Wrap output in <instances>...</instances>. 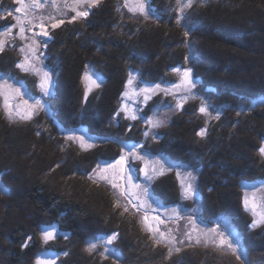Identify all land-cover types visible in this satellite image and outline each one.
Segmentation results:
<instances>
[{
    "label": "trees",
    "instance_id": "1",
    "mask_svg": "<svg viewBox=\"0 0 264 264\" xmlns=\"http://www.w3.org/2000/svg\"><path fill=\"white\" fill-rule=\"evenodd\" d=\"M150 2L159 19L124 16L116 10L117 0H107L86 19L65 22L52 32L47 54L56 76L48 116L55 134L10 120L0 101V188L7 192L0 190V250L9 253L7 264H25L29 256L34 264L42 249L41 230L55 223L61 234L73 239L61 237L45 247L68 252L67 264H113L85 250L91 238L113 233L121 235L117 264H241L210 247L193 246L182 257L164 259L167 251L144 235L136 216L117 209L110 189L91 185L88 178L86 162L116 161L123 145L142 143L134 124L116 120L129 72L150 83L173 82V69L187 66L205 90L215 93L214 105L224 111L209 124L197 116L193 102L183 105L172 125L160 130L158 141L148 143L146 150L200 167L203 219L234 220L245 238L244 264H264V226H250L253 219L244 210L240 192L242 184L264 182V157L259 154L264 143V0H207L205 6L194 4L180 24L176 0ZM184 25L192 29L187 37ZM193 55L198 61L193 62ZM18 61L15 51L1 54L0 77H12L30 91L35 79L21 73ZM89 66L101 76V88L85 81ZM241 108L253 110L237 116ZM202 128L209 129L206 138L196 134ZM74 130L106 144L91 155L80 154L57 137ZM159 147L167 151H157ZM169 177L165 182L158 179L153 192L165 205H176L179 183L174 175ZM28 236L33 245L24 250L21 245Z\"/></svg>",
    "mask_w": 264,
    "mask_h": 264
},
{
    "label": "rangeland",
    "instance_id": "2",
    "mask_svg": "<svg viewBox=\"0 0 264 264\" xmlns=\"http://www.w3.org/2000/svg\"><path fill=\"white\" fill-rule=\"evenodd\" d=\"M9 1V2H6ZM107 0L103 1L100 3V5L104 2H106ZM42 3H45V6L39 10H37V15H43L45 17V24L49 25L50 22L47 20L48 16H53L56 19H64L65 22H68L69 19L74 16V13L70 10V9H66L64 8V2L63 0H57V4L59 7H54L51 3V0H42ZM68 3L71 4L72 0H68ZM125 3V0H117V6H120V11L124 13L125 15H129V16H133V17H137V18H143L145 19L142 15L136 14L134 15L132 12H130L128 10V8L123 7V4ZM150 0H149V7L150 6ZM7 5L9 7H7ZM99 5V6H100ZM19 7V5L15 2V0H0V10H11L14 8ZM97 8V7H96ZM95 9V8H94ZM91 9V12L94 10ZM190 9H185L184 13H187V11H189ZM175 11L180 14L177 10V8L175 9ZM14 15H20V13H14ZM153 18L152 19H146V20H154L155 19V13H152ZM185 16V15H184ZM0 17H2V13H0ZM16 21L13 19V17H8L7 19L4 18H0V29H3L6 26L9 25H15ZM63 25V24H62ZM61 25V26H62ZM60 26V27H61ZM58 27V28H60ZM58 28H51L50 26L47 27V31H48V36H41V35H36L35 37H33V32H25V36L28 37V39L26 40H22L20 39L18 33H19V28L18 27H13L12 28V37H14V39L12 38H7L8 39V46L5 47V49L0 52L1 54H4L7 51H15L19 57V61L21 62L24 59L25 55H28L31 63L36 67L37 71H39V75L37 74V72L34 71H28L25 72L23 70H21L19 68V70L21 71V73H26L31 75L35 80L34 82L36 83L35 86L32 87V85L30 86V91L26 90L25 86L21 87V83H19L17 80L13 79L12 77L9 76H5V77H0V80L3 79H8V83L9 84H13L15 87H19L20 88V93H25L27 92L29 95L24 96L23 99L28 100L29 104L33 103L34 99H41L42 101H46V105L44 107V109L40 110L39 112H37L35 115L32 116V118L30 120L27 121H22L19 120L18 117H14L12 119V121L15 122H30L34 125V127H36L37 129L40 130V132H52L51 134H55V132H53V127L51 124V121L49 120V116H48V103L52 102V99L54 97V93H55V72L49 67L48 64V60H50L48 54H47V49H48V45L49 42L52 40V32H54L56 29ZM34 32L39 33L40 29L39 28H35L33 30ZM0 39H5L0 37ZM33 39H35L39 43L38 45H33V48L35 50V55L32 54V52L28 49V45L33 43ZM44 42L47 43V47L44 46ZM12 45H15L16 47H13ZM25 48V52L21 53L19 51V48ZM187 68H191L190 66H187L185 68L182 69H187ZM192 69V68H191ZM42 70V71H41ZM43 71H48L51 74V86L49 88V92L50 95L48 96H44L42 93L41 88L39 87L40 85V81L43 75ZM173 75L176 78V81L173 82H158L160 84V88L159 89H155L154 92H150V93H143L139 91V88L144 87L145 85H147L148 87H154L155 82L150 83L148 81H144L140 75H136L134 74L133 77V82L131 84H129L127 82V86L126 89L124 91L128 93L127 96L123 95L121 101H120V110H119V115L116 118V120L120 119V121H127L129 123H131V125H135L134 127H136V130L140 133L141 135V147H138L136 149V152L138 155H143L144 156V160L141 159H134L133 157L129 156L128 157V165L129 167L132 168V178H131V183L132 184H140L142 187L147 185L148 187V194L146 197V203L144 205V207H134L133 205H137L140 203V201H137L136 199H133V204L129 205V214L136 216L137 221L139 223V226L142 228V230L144 232V235L148 237L149 240L152 241L153 243V233L148 231L147 228L150 226H156L159 228L160 232L166 233V237L165 240L167 241L168 238H170V236L175 237L176 238V244L175 246L177 247H181L182 251L178 254H174L171 259L176 258L177 256H183L185 253V250L190 248V247H210V248H215L211 242L210 239L206 240V237L204 235V231L208 228H217V222L223 218L226 219L232 226V230L238 234L239 239H240V247L241 249L246 253V255L242 256L241 260H246L245 257H247V249L244 245L245 243V238H243V234L241 233L240 228H238V226L235 225L234 220L228 218V217H218L215 220H213L212 222H208L207 220L203 219L204 216V212L202 210V205H203V201L198 193V186H199V177L201 175V168L200 167H195L194 166H183L182 164H179L177 162H174L170 159H168L167 157L164 156H160V155H154L149 153L146 150V145L148 143H150L149 146H153V141L156 142L158 141L159 138V131H163L165 130L164 128H167V126H171L174 120V116L179 114L180 112H182L184 110V108H178L176 107L177 105V98L179 97H184L187 95L188 101L185 105H189L193 102V104L196 105V109L198 110V117L201 118V120H205L207 121L209 124H211L213 122L214 119H211L210 117L206 116L205 114L201 113L199 111L200 109V104L201 101L200 99H197L195 97H201L204 99L205 103H208L210 105L209 107V112H212L213 115H215L217 112H219V114H222V112L224 111V109L216 108V104L214 105V100H215V93L210 91V90H205L204 87L202 86L201 82L199 80H197L195 78L194 75V71L192 69V78L195 81L196 87L192 90V95H188L186 93V91L184 89H177L172 87L175 84H179L180 83V75L177 74L175 71H173ZM129 81V80H128ZM201 85V86H200ZM32 87V89H31ZM168 88L170 89V94H166L165 91L163 89ZM11 95V94H10ZM145 95H148L149 98L147 100L144 99ZM0 101L2 104V109L6 114V110L3 107L4 104V97L0 96ZM13 105H15L17 102H19L21 104L22 107H26L23 106V100L20 98V96H16L15 99L10 101ZM196 102V103H194ZM168 106H171V109H169ZM225 113H227V110H225ZM7 115V114H6ZM135 115L137 118L136 119H132L131 117ZM8 116V115H7ZM158 119L161 121H164L163 125L157 128H153L150 124L149 121L153 120V119ZM126 119V120H125ZM207 129V133L205 135L206 138L208 136L209 133V129ZM145 131L148 132V136H145ZM75 133L77 135H84L85 140H87L89 143H91L93 146L90 148H81L80 147V143L77 140H66L65 136L67 134H72ZM153 133H155L157 135V139H153L152 135ZM59 139H61L60 137H62L61 143L66 144L68 147H70V145L76 147V149H78V153L80 154H88L91 155L93 153L94 150H96L99 146H102L104 144H106V141L103 139H99V138H93L92 136H89L87 132H82L81 130H74V131H70L66 134L62 135H58L57 136ZM65 140V142H64ZM137 145V144H134ZM129 146L130 145H123L122 148V156L129 150ZM264 147V143L263 146ZM148 148V147H147ZM157 151H162L166 149L164 148H156ZM91 153V154H90ZM171 153V152H170ZM119 160V159H118ZM117 161V160H116ZM116 161L113 162H101L98 161L96 164H92L91 162L87 163L86 162V166H87V170L91 173L89 174V176L91 175L93 177V179H90V184L93 185V183H97V184H102L106 187H108L112 193V198L115 201V204H117L118 202L121 204V207H116L117 209H121L123 210L124 208V198L123 196L120 195V192L122 189H127L129 193H138L139 190L138 189H133L131 187L130 184L127 183V181L125 179H121L120 177L123 175V173L120 172V166L117 165L116 168H107L105 169V166L108 164H115ZM147 163L149 169H156V172H152L151 174L153 175V179L151 181H147L145 180V164ZM97 165H99L100 167L98 168ZM161 165H163V174H160V170H161ZM169 165H171V167H169ZM83 167V166H81ZM187 171H191L193 173V176L195 177L194 181H192L193 183V190L195 192V196L191 199L185 198V196L183 195V190L181 188V179H186V177L184 176V173ZM88 172V173H89ZM177 173H180V176H177ZM171 175H174L176 180H177V186L179 189V193L180 196L178 194V201H180L178 204H167L165 205V203H163L161 200L157 199L156 196L154 195L153 192V186L155 185L154 183L160 179L162 182H165L166 177H169ZM106 177V179H101L100 177ZM172 178V177H169ZM110 180H114L115 183H117L120 187L117 189H113L111 184L109 183ZM252 186H260V187H264V182L261 184H256V185H250L249 186V201H250V206L248 209L245 208L244 206V190L241 188V194L243 197V207L246 213H248L253 221L255 219H259V216L253 215V211L251 210V206L252 203L254 202L256 207H255V212L256 213H261L264 212V201H262V197H264V193L260 192V191H256L255 195H252ZM0 190L6 194V189L0 188ZM142 199H145L142 197ZM148 204L152 205V208L155 209V211H152L151 209H149L147 207ZM191 204V205H189ZM171 209H177L179 211V216H177L176 214H174ZM127 212V213H128ZM147 215L148 219L146 221H143V217ZM158 217V219H157ZM140 221V222H139ZM143 221V222H142ZM190 221H194V223H190ZM241 223V222H238ZM240 226V224H239ZM264 226V223L258 225L257 227H255V229L261 228ZM222 225L220 226V228H217V230H222ZM170 230V236L168 235ZM191 233V240L187 239L185 237V233ZM143 235V236H144ZM88 235H85L83 237H87ZM64 238L65 235L59 233L57 235V238L54 242H57L60 240V238ZM108 236H98L95 238H91L89 242L92 241H99L100 243H98L97 248L94 250V252L90 253L92 255H96L97 257H101L102 259L103 256L100 255V253L103 251V240L104 238H106ZM124 237V236H123ZM121 238V235L119 234L118 239ZM69 239H73V237H68V239L65 240H69ZM197 239L200 240V243L197 244L196 241ZM115 240L113 241V243L111 245H108L109 248L111 249H115L118 251V253L120 252L118 246V241ZM179 241H183V244L179 243ZM52 243V242H51ZM28 247L24 248V250L30 248L33 245L32 241H28L27 242ZM49 244V243H48ZM155 244V243H154ZM47 244H45L44 242L42 243V249L39 250V252L35 255L34 257V264H37V256L41 253H45V252H51L50 250H47V248L45 247ZM157 247L164 249L167 251V248L164 246V244H159L157 245ZM216 249V248H215ZM65 253V252H64ZM64 253L59 254L56 252V255H58V260L56 262V264H67V261L69 259V254L67 252V255H64ZM225 253V252H224ZM9 254V253H8ZM8 254L5 253L4 249L0 250V264H7L9 263L10 259H8ZM120 254V253H119ZM225 254H229L230 253H225ZM121 255V254H120ZM122 256V255H121ZM56 257V256H55ZM7 258V259H6ZM6 259V260H5ZM108 259L113 260L112 257H109ZM105 259V260H108ZM121 260V259H120ZM118 260V261H120ZM31 256L28 257L27 259V263L25 264H32L31 263Z\"/></svg>",
    "mask_w": 264,
    "mask_h": 264
},
{
    "label": "snow or ice",
    "instance_id": "3",
    "mask_svg": "<svg viewBox=\"0 0 264 264\" xmlns=\"http://www.w3.org/2000/svg\"><path fill=\"white\" fill-rule=\"evenodd\" d=\"M15 2L19 5V7L11 9V10H0V13H2V17L7 19L8 17H13V19L16 21L15 25H9L4 27L3 29H0V37L5 39H0V52H2L5 47L8 46V39L12 38V28L18 27L19 28V37L22 40L28 39V37L25 36V32H33V37L36 35L41 36H48L47 27L50 26L51 28L55 29L60 27L62 24L65 23L64 19H56L53 16H48L47 20L50 22L49 25L45 24V17L43 15H37V10L43 8L45 6V3H42V0H15ZM46 2V0H45ZM64 2V8L70 9L74 16H72L69 19V23L75 21L77 18L80 19H86L91 14V9L96 8L100 5L101 0H72V3L69 4L68 0H63ZM51 3L54 7H59L57 4V0H51ZM177 4V10L180 13V15L176 18V23L180 24L182 20L185 19L183 13L185 9H190L193 7L194 4H199L200 6H205L207 4V0H176ZM123 7L128 8L130 12H132L134 15L139 14L142 15L145 19H152L154 12V9L149 7V0H125V3L123 4ZM118 12L120 11V6H117L116 9ZM14 13H20V15H14ZM156 19H159V17H155ZM186 28L184 32V36H189V33L192 31L191 28H188L187 25H184ZM35 28H39L40 32H34L33 30ZM41 42L36 41L33 39V43L29 44L27 47L32 52L33 55H35V50L33 48V45H38ZM13 47H16L15 45H12ZM44 46L47 47V43L44 42ZM19 51L21 53L25 52V48L21 47L19 48ZM186 59H188L186 57ZM193 62L198 61V57L193 55L192 56ZM16 67L20 68L21 70L28 72V71H34L37 72L39 75V71H37L36 67L31 63V60L28 55L24 56L23 61L18 62ZM90 71H86L84 74L85 81H90L91 84L95 85L96 87H99V83H97V80L101 79V76L98 75L95 71V69L92 66H89ZM177 74L180 75V83L175 84L172 87L177 89H184L188 95H192V90L196 87L195 81L192 78V69H182V68H175L173 69ZM42 71V70H41ZM129 81L128 83L131 84L133 82L134 74L133 72H129ZM96 77L95 79L93 77ZM51 86V74L48 71H43V75L40 81L39 87L42 90V93L44 96L50 95L49 88ZM23 87V85H21ZM87 87V84H86ZM161 86L159 83L155 84L154 87H148L145 85L144 87L139 88L140 92L143 93H150L154 92L155 89H159ZM90 90V89H89ZM166 94H170V89L165 88L163 89ZM11 94V95H10ZM29 95L27 92L20 93V88L15 87L13 84L8 83V79L0 80V96L4 97V104L3 107L6 110V114L8 115V118L12 120L14 117H18L19 120L27 121L32 118L33 115H35L40 110L44 109L46 105V101H42L41 99H34L32 104L28 103V100L23 99L24 96ZM125 96L128 95L127 92L124 93ZM16 96H20V98L23 100V106L19 102H17L15 105H13L10 101L15 99ZM86 98V97H85ZM149 98L148 95H145L144 99L147 100ZM197 99H200V109L199 111L206 116L210 117L211 119H219V112H217L215 115L212 114V112H209L210 105L208 103H205L204 99L201 97H195ZM184 99H187V95L182 97L180 101L177 103L176 107L182 108L183 107V101ZM169 109H171V106H168ZM253 109H245L241 108L236 112L237 116H240L242 114H246L247 111H251ZM132 119H136L137 117L133 115L131 117ZM164 121L153 119L149 121V124L153 128H157L162 126ZM207 133L206 128H202L200 131H198L196 134L200 136L201 138L205 137ZM145 136H148V132L145 131ZM39 135V133H37ZM153 139H157V135L153 133L152 135ZM66 140H77L80 143L81 148H90L93 145L89 143L87 140H85L84 135H77L75 133L67 134L65 136ZM138 147H141L140 145H130L129 150L120 157L119 160L115 162V164H108L105 166V169L107 168H116L117 165L120 166V172L123 173V175L120 177L121 179H125L128 184L131 185L133 189H138V193H129L128 190L122 189L120 192V195L124 198V212L129 211V205L133 204V199H136L137 201H140L139 204L133 205L134 207H144L146 203V197L148 194V187L147 185L141 186L140 184H132L131 178H132V168L128 165V157L131 156L134 159H141L144 160L143 155H138L136 152V149ZM259 154L261 157H264V147L259 149ZM56 167H60V164L58 163ZM99 168L100 166L97 165ZM171 167V165H169ZM55 169H53L54 171ZM163 165H161L160 174H163ZM156 169H149L147 163L145 164V180L151 181L154 177L151 174L152 172H156ZM177 176H180V173H177ZM184 176L186 179H181V188L183 190V195L185 198L191 199L195 196V192L193 190V183L195 177L193 176V173L191 171H187L184 173ZM89 179H93V177L90 175L88 177ZM101 179H106V177L101 176ZM109 183L111 184L113 189H117L120 186L115 183L114 180H110ZM242 189L244 190V206L246 209L250 206L249 201V186L242 184ZM211 190V189H210ZM256 191H260L264 193V187L260 186H252V195H255ZM145 198V199H142ZM262 201H264V197L261 198ZM116 207H121V204L118 202ZM147 207L151 209L152 211H155V209L152 208L151 204H148ZM255 203H252L251 210L253 211V215L259 216V219H255L253 223L250 225L251 227L255 228L258 225L264 223V212L256 213L255 212ZM171 211L179 216V211L177 209H171ZM148 219L147 215L143 217V221H146ZM158 219V217H157ZM142 221V222H143ZM190 223H194V221H190ZM222 227V230H217V228ZM217 228H208L204 231V235L207 239H210L213 246L221 252L230 253L231 255L235 256L237 260H240L241 264H244V261L241 260V257L246 255V253L241 249L240 247V239L238 234H236L232 230L231 224L226 220L221 218L217 222ZM148 231L153 233L152 239L155 244H164V246L167 248V254L165 255L164 259L171 258L174 254H178L182 251L181 247L175 246L176 244V238L170 236V230L168 235L170 238L165 240L166 233L160 232L159 228L156 226H150L147 228ZM119 236V233H113L110 236L104 238L103 240V251L100 253L101 256H103L104 259H108L109 257L113 258V264H117V261L121 259L120 254L117 250L111 249L108 247V245H111L113 241L117 240ZM185 237L189 240H191V233H185ZM57 238V229L53 226L45 227L41 230V239L45 244H47L50 240H54ZM33 239L32 236H28L26 240L31 241ZM64 239H68L67 236L64 237ZM99 241H92L86 244L85 250L89 253L94 252V250L97 248ZM179 243L183 244V241H179ZM197 244L200 243V240L197 239ZM23 248H27L28 244L26 242H22L21 245ZM64 255H67V252L64 253ZM37 264H42V262L38 259ZM175 264V262H174Z\"/></svg>",
    "mask_w": 264,
    "mask_h": 264
},
{
    "label": "water",
    "instance_id": "4",
    "mask_svg": "<svg viewBox=\"0 0 264 264\" xmlns=\"http://www.w3.org/2000/svg\"><path fill=\"white\" fill-rule=\"evenodd\" d=\"M103 1H105V0H101V2H103ZM94 79L96 78L95 76L93 77ZM87 82H89V85L93 88V89H98V88H101L102 87V80L100 79V80H97V83H99V87H96L95 85H93V84H91V82L90 81H87ZM182 97H179V98H177L176 100H177V103L180 101V99H181ZM187 101H188V98L187 99H184V101H183V105H185L186 103H187ZM55 227H56V229H57V235L60 233V229H61V227H60V224H58V223H55V224H53ZM53 225H50V226H53ZM45 227H48V226H44L43 228H45ZM56 239H54V240H50L48 243H51V242H54ZM47 243V244H48ZM56 256V257H55ZM58 255H56V252H45V253H41V254H39L38 256H37V260L39 259L41 262H42V264H56V262H57V260H58ZM242 258V257H241Z\"/></svg>",
    "mask_w": 264,
    "mask_h": 264
}]
</instances>
